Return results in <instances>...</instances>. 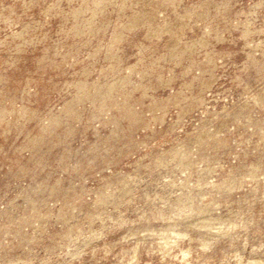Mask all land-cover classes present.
I'll return each mask as SVG.
<instances>
[{
  "label": "rangeland",
  "instance_id": "obj_1",
  "mask_svg": "<svg viewBox=\"0 0 264 264\" xmlns=\"http://www.w3.org/2000/svg\"><path fill=\"white\" fill-rule=\"evenodd\" d=\"M251 260L264 0H0V264Z\"/></svg>",
  "mask_w": 264,
  "mask_h": 264
},
{
  "label": "bare ground",
  "instance_id": "obj_2",
  "mask_svg": "<svg viewBox=\"0 0 264 264\" xmlns=\"http://www.w3.org/2000/svg\"><path fill=\"white\" fill-rule=\"evenodd\" d=\"M187 255V254H186ZM261 262V261H260ZM238 264H240V263H238ZM247 264H259V262L258 261H249Z\"/></svg>",
  "mask_w": 264,
  "mask_h": 264
}]
</instances>
